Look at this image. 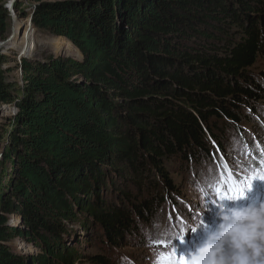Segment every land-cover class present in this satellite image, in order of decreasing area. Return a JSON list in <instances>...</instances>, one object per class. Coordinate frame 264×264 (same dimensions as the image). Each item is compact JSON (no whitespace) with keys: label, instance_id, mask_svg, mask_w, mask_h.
<instances>
[{"label":"trees","instance_id":"1","mask_svg":"<svg viewBox=\"0 0 264 264\" xmlns=\"http://www.w3.org/2000/svg\"><path fill=\"white\" fill-rule=\"evenodd\" d=\"M30 1L14 11L77 56L4 69L0 49V107H13L0 118V264H112L178 209L173 173L214 161L258 120L264 0Z\"/></svg>","mask_w":264,"mask_h":264},{"label":"rangeland","instance_id":"2","mask_svg":"<svg viewBox=\"0 0 264 264\" xmlns=\"http://www.w3.org/2000/svg\"><path fill=\"white\" fill-rule=\"evenodd\" d=\"M16 1L20 6L19 9L26 13H29L33 6L30 0ZM15 18L21 25L18 29L19 34H21L26 29V19L20 18L17 12H15ZM12 27L13 22L11 20L9 22V36ZM56 40L57 38L44 31L33 29L25 46L34 45V51L29 53L28 50H23L26 47L22 44L21 38H18L15 48L6 51L9 62L3 68H13L15 63L18 64L21 53L24 54L21 55L24 57L40 56L42 52H49L54 55L70 54L77 56L75 48L68 51L64 44H60ZM254 69L256 72L263 70L264 61H259ZM10 76L11 78H18L19 71L13 70ZM12 112L13 107L1 106L0 118H5ZM256 118L258 120H256L254 126L241 123V126L248 130V134L245 133L244 135L245 137L239 135L224 137L225 151L222 154H214V161L202 163L195 170L190 168L188 172L173 173V179L176 185H179L180 194L178 199L180 203L178 209L171 211L169 206L165 207V212L154 218L153 226L146 229L139 239H128L123 247H119L116 252L112 253V264H158V257L162 253L165 255L172 254L174 259L179 255H186L201 244L205 239L206 231L216 225V214L220 204L228 207H242L264 202V180L259 178L253 180L245 195L237 200L220 201L215 190L217 186L221 188L227 186L222 183L221 178L224 164H228L234 173L232 179L237 182L234 186L236 189L245 187L246 182L253 175L264 173V164L261 163V160H264V106ZM210 152H212V149H210ZM221 157H223V160ZM224 179H227L226 174ZM9 222L15 224L18 222V218L15 216L9 217ZM180 239H183V242ZM161 240L165 241L168 246L160 245L158 241ZM173 245L176 248L175 253ZM12 247L21 250L25 254L34 251L32 247L22 243L15 242ZM184 261L187 264L185 257Z\"/></svg>","mask_w":264,"mask_h":264},{"label":"clouds","instance_id":"3","mask_svg":"<svg viewBox=\"0 0 264 264\" xmlns=\"http://www.w3.org/2000/svg\"><path fill=\"white\" fill-rule=\"evenodd\" d=\"M216 216L203 242L182 254L187 264H264V202L220 204Z\"/></svg>","mask_w":264,"mask_h":264},{"label":"snow or ice","instance_id":"4","mask_svg":"<svg viewBox=\"0 0 264 264\" xmlns=\"http://www.w3.org/2000/svg\"><path fill=\"white\" fill-rule=\"evenodd\" d=\"M221 159L223 160V157H221ZM261 163L264 164V160H261ZM225 174L227 175V179H224ZM233 175L234 173L231 171L228 164H224L223 170L221 172V178H222V183H224L227 186L225 188H221L220 186H217L215 189L217 195L219 196L220 201L237 200L245 195L246 190H248L251 187L253 180L257 178L264 180V173H258L248 179V181L245 184V187L236 189L234 186L237 182L232 179ZM213 203H215V201H213ZM180 241L183 242V239H180ZM158 243L164 247L168 246V244L162 240L158 241ZM173 251L174 253L176 252V248L174 245H173ZM158 264H185V261L183 255H179L174 259L172 254L165 255L162 253L158 257Z\"/></svg>","mask_w":264,"mask_h":264},{"label":"bare ground","instance_id":"5","mask_svg":"<svg viewBox=\"0 0 264 264\" xmlns=\"http://www.w3.org/2000/svg\"><path fill=\"white\" fill-rule=\"evenodd\" d=\"M13 31H14V37L13 39L11 40V43L9 45V47H7L8 49H6L5 51H10L12 50L13 48H15V45H16V41L18 40V38H21L22 40V44L25 46L26 45V41L28 40V38L30 37V33L31 31L33 30L32 26H31V21H30V17H28L26 19V29L23 31V33L19 34V27L21 26L19 24V21L15 18L13 19ZM34 38V37H33ZM34 41V40H33ZM57 42L59 41L60 44H64L65 47L67 48L68 51H71L72 50V45L67 42V41H62L61 38H57L56 40ZM26 48L23 49V50H28V52H33L35 47L34 45H27L25 46ZM24 48V47H23ZM5 49V48H4ZM20 55H24V54H20Z\"/></svg>","mask_w":264,"mask_h":264},{"label":"water","instance_id":"6","mask_svg":"<svg viewBox=\"0 0 264 264\" xmlns=\"http://www.w3.org/2000/svg\"><path fill=\"white\" fill-rule=\"evenodd\" d=\"M16 0H9L6 4V9L9 12V16L11 18V20L13 21V19H15V12L13 10V6L15 4ZM14 37V31H13V27L11 29V35L5 40V41H0V49L5 48L8 49L7 47H9V44L11 42V40ZM22 57L21 55L19 56V58Z\"/></svg>","mask_w":264,"mask_h":264}]
</instances>
